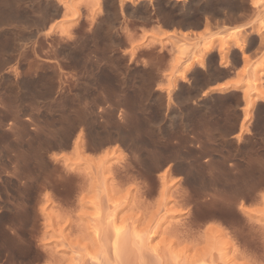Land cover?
Listing matches in <instances>:
<instances>
[{"label":"rangeland","instance_id":"obj_1","mask_svg":"<svg viewBox=\"0 0 264 264\" xmlns=\"http://www.w3.org/2000/svg\"><path fill=\"white\" fill-rule=\"evenodd\" d=\"M0 5V264H264V0Z\"/></svg>","mask_w":264,"mask_h":264},{"label":"bare ground","instance_id":"obj_2","mask_svg":"<svg viewBox=\"0 0 264 264\" xmlns=\"http://www.w3.org/2000/svg\"><path fill=\"white\" fill-rule=\"evenodd\" d=\"M2 1V0H1ZM0 1V2H1ZM4 2V1H3ZM4 4V3H3ZM1 5H2V3H1ZM1 5H0V7H1ZM8 4H6V6H7ZM16 5V4H15ZM5 6V5H4ZM2 8H3V6H2ZM5 10V9H4ZM45 15V14H44ZM42 17V16H41ZM46 17V16H45ZM34 35V34H33ZM29 38V37H28ZM2 41V40H1ZM6 42V41H5ZM3 50V49H2ZM2 54V53H1Z\"/></svg>","mask_w":264,"mask_h":264}]
</instances>
